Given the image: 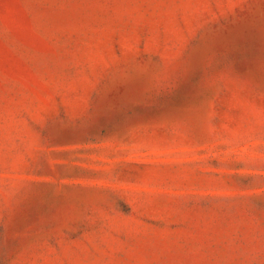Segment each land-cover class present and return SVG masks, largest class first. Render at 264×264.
<instances>
[{"label":"rangeland","instance_id":"1","mask_svg":"<svg viewBox=\"0 0 264 264\" xmlns=\"http://www.w3.org/2000/svg\"><path fill=\"white\" fill-rule=\"evenodd\" d=\"M0 264H264V0H0Z\"/></svg>","mask_w":264,"mask_h":264}]
</instances>
